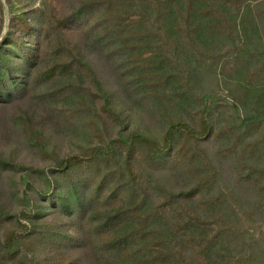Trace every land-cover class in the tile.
<instances>
[{
    "label": "trees",
    "instance_id": "obj_1",
    "mask_svg": "<svg viewBox=\"0 0 264 264\" xmlns=\"http://www.w3.org/2000/svg\"><path fill=\"white\" fill-rule=\"evenodd\" d=\"M43 14L35 48L0 43V102L70 77L49 95L76 100L68 118L88 115L101 98L104 112L120 120L94 63L68 38L80 31L127 97L136 103L141 94L169 126L162 141L121 132L58 158L39 171L45 187L26 179L36 193L26 190V197L38 203L18 212L0 194V222L8 225L0 264H264V230L251 229L254 214L215 193L219 171L203 145L219 123L222 98L206 85L217 71L239 116L228 155L264 158V0H79L67 14L51 6ZM40 55L48 63L35 74ZM218 133L232 142L230 133ZM247 135L253 139L245 145ZM172 163L186 168L193 186L153 185ZM15 166L0 156L1 169ZM241 177L264 190V168H245Z\"/></svg>",
    "mask_w": 264,
    "mask_h": 264
},
{
    "label": "rangeland",
    "instance_id": "obj_2",
    "mask_svg": "<svg viewBox=\"0 0 264 264\" xmlns=\"http://www.w3.org/2000/svg\"><path fill=\"white\" fill-rule=\"evenodd\" d=\"M78 3L79 0H0V43L4 42L9 49H18L20 44L35 48L38 35L32 36V33H35L33 29L39 31L45 24L43 9L51 6L60 16L71 12ZM68 38L78 42L81 52L94 63L105 88L111 93L110 106L121 121L104 112L101 98H94L88 115L68 118V109L76 105V100L49 95L71 82L70 77L31 85L23 97L0 102V156L16 165L15 168L0 167V194L12 213L38 203L26 197V190L33 198L36 196L34 189H28L26 179L37 187H45L46 178L41 177L39 171L47 170L58 158L83 152L96 144H105L121 132L136 131L162 141L169 126V117L143 99L141 94L136 96V103L127 97L112 66L95 48L88 50L80 31L69 33ZM10 41L19 44H9ZM47 63V58L40 55L33 72L39 73ZM222 78L216 71L206 82L207 88L215 89L222 98L217 108V132L203 143L219 171L215 193L224 194L237 212L253 213L251 229L264 230V190L241 177L245 168H264V158H254L251 154V158L228 155L227 148L237 143L238 130L233 126L239 121V116L235 103L225 98L229 91ZM222 130L232 135V142L219 136L218 131ZM251 139L253 136H245L244 144ZM242 155L244 157L245 154ZM159 179L166 188L174 191L189 188L195 183L186 168L177 163L168 164L159 171L153 185ZM7 229L8 225L0 222L1 238Z\"/></svg>",
    "mask_w": 264,
    "mask_h": 264
}]
</instances>
